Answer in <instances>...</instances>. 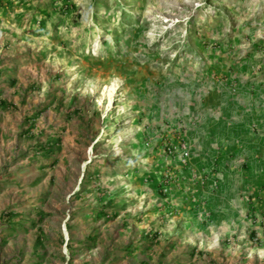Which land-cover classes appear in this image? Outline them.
Listing matches in <instances>:
<instances>
[{
    "label": "rangeland",
    "instance_id": "1",
    "mask_svg": "<svg viewBox=\"0 0 264 264\" xmlns=\"http://www.w3.org/2000/svg\"><path fill=\"white\" fill-rule=\"evenodd\" d=\"M0 100V264H264V0H0Z\"/></svg>",
    "mask_w": 264,
    "mask_h": 264
},
{
    "label": "trees",
    "instance_id": "2",
    "mask_svg": "<svg viewBox=\"0 0 264 264\" xmlns=\"http://www.w3.org/2000/svg\"><path fill=\"white\" fill-rule=\"evenodd\" d=\"M7 104L5 103V102H3V101H1L0 100V110L4 107V106H6ZM170 152H172L171 150H170ZM104 214H102V212L101 213H98V216H103ZM16 225V224H15ZM32 225H34V224H32ZM14 226L13 225H11V228H13ZM15 228H13V230H14Z\"/></svg>",
    "mask_w": 264,
    "mask_h": 264
}]
</instances>
